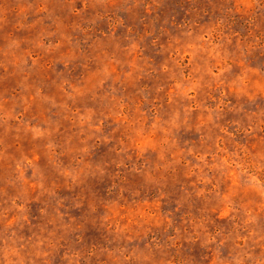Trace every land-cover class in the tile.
Segmentation results:
<instances>
[{"label": "rangeland", "instance_id": "1", "mask_svg": "<svg viewBox=\"0 0 264 264\" xmlns=\"http://www.w3.org/2000/svg\"><path fill=\"white\" fill-rule=\"evenodd\" d=\"M0 264H264V0H0Z\"/></svg>", "mask_w": 264, "mask_h": 264}]
</instances>
